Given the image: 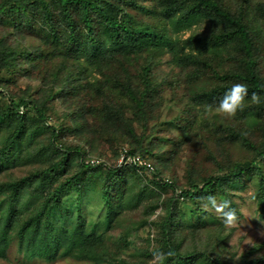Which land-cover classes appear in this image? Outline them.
I'll use <instances>...</instances> for the list:
<instances>
[{
  "label": "trees",
  "instance_id": "1",
  "mask_svg": "<svg viewBox=\"0 0 264 264\" xmlns=\"http://www.w3.org/2000/svg\"><path fill=\"white\" fill-rule=\"evenodd\" d=\"M139 1L0 0V259L264 264L205 207L264 218V0Z\"/></svg>",
  "mask_w": 264,
  "mask_h": 264
},
{
  "label": "rangeland",
  "instance_id": "2",
  "mask_svg": "<svg viewBox=\"0 0 264 264\" xmlns=\"http://www.w3.org/2000/svg\"><path fill=\"white\" fill-rule=\"evenodd\" d=\"M139 3L142 5L143 0H140ZM149 5V2L146 4ZM136 19H140L141 16L139 14H135ZM0 30L2 28L0 27ZM188 31L182 33L183 37H186ZM262 71L264 75V64L262 65ZM169 68H164L160 72V74H164L168 71ZM177 69L174 70L176 72ZM167 94L166 96L170 95ZM169 98V97H168ZM229 117L230 115H227ZM120 160H118L119 162ZM251 188H246L245 190H239L236 192L238 196H234V200L238 203L239 208L242 211V216L238 222L233 223L232 225H228L229 228H234L232 231V235L229 238V245H239V249L243 246H249L254 242L264 241V218H262L257 211H255V205L250 200L249 196L252 194ZM241 195L243 199L239 197ZM150 233L149 230L146 231V234ZM138 243V242H136ZM241 243V245H240ZM244 248V247H243ZM0 264H90L85 261H76L70 258H61L57 259L53 263H48L44 261H26L23 260V256L19 253L14 245L10 247L7 253V260L0 259Z\"/></svg>",
  "mask_w": 264,
  "mask_h": 264
},
{
  "label": "clouds",
  "instance_id": "3",
  "mask_svg": "<svg viewBox=\"0 0 264 264\" xmlns=\"http://www.w3.org/2000/svg\"><path fill=\"white\" fill-rule=\"evenodd\" d=\"M246 97H249L247 85L244 83H234L224 91L222 97L215 103L214 110L227 115H235L238 110L243 108ZM261 100L262 96L257 92L253 91L250 94V101L253 104H259ZM205 107L211 109L213 105H205ZM206 199L207 204L205 207H210L218 213L225 225L235 223L237 219L236 210L231 206V202L228 199L218 201L213 195L207 196ZM171 255V251L164 252L156 249L152 252L153 264H164L166 257Z\"/></svg>",
  "mask_w": 264,
  "mask_h": 264
},
{
  "label": "built area",
  "instance_id": "4",
  "mask_svg": "<svg viewBox=\"0 0 264 264\" xmlns=\"http://www.w3.org/2000/svg\"><path fill=\"white\" fill-rule=\"evenodd\" d=\"M123 159H120V162H122ZM127 162H131V163H136L137 165H144L146 166L148 169H150V164L146 163L145 161H143L142 159H140L139 157H133V158H129L127 160Z\"/></svg>",
  "mask_w": 264,
  "mask_h": 264
}]
</instances>
